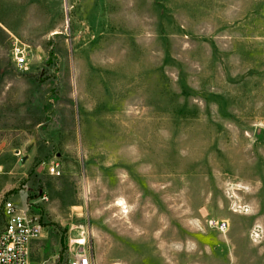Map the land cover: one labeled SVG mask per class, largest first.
Here are the masks:
<instances>
[{
	"label": "rangeland",
	"instance_id": "obj_1",
	"mask_svg": "<svg viewBox=\"0 0 264 264\" xmlns=\"http://www.w3.org/2000/svg\"><path fill=\"white\" fill-rule=\"evenodd\" d=\"M5 1L0 230L46 194L30 264H264V0H36L34 28Z\"/></svg>",
	"mask_w": 264,
	"mask_h": 264
},
{
	"label": "built area",
	"instance_id": "obj_2",
	"mask_svg": "<svg viewBox=\"0 0 264 264\" xmlns=\"http://www.w3.org/2000/svg\"><path fill=\"white\" fill-rule=\"evenodd\" d=\"M11 54L13 61L21 71L28 70V52L22 42L13 38ZM47 170L51 174H59L57 162H50ZM39 201L29 200L23 208H17L7 199L2 205L4 225L0 230V264H30V244L36 240L42 230L40 207L38 202L47 201L44 192L38 194ZM218 230L226 229V223L216 222ZM77 248L73 251L72 258L67 264H95L91 256L85 251L84 240L75 241Z\"/></svg>",
	"mask_w": 264,
	"mask_h": 264
},
{
	"label": "crops",
	"instance_id": "obj_3",
	"mask_svg": "<svg viewBox=\"0 0 264 264\" xmlns=\"http://www.w3.org/2000/svg\"><path fill=\"white\" fill-rule=\"evenodd\" d=\"M0 2H1L2 4H4V6H3L2 8H0V28H2L3 30H5L6 32L8 31V33H9L11 36H13L12 38L18 39V38H16V36H14V35L12 34V32H13V33H16L15 29L10 30L11 28H10V26H8V25H9V22H7V21L3 18V13L1 12V9H2V10H3V8H4V10L7 9L8 2L5 1V0H0ZM35 2H36V0H28V1H26V3H25V8H28V9L30 10V15L32 16L31 24H32L33 28L35 27V20H34V12H35V6H34V4H35ZM12 4H16V5H17V10L19 9V7H20V2H19L18 0H13V1H12ZM53 15H54V13L52 14V16H53ZM11 31H12V32H11ZM32 31H34V30L32 29ZM51 33L53 34V33H55V31L52 29ZM18 40H19V39H18ZM19 41H20V40H19ZM9 199L11 200V198H9ZM29 200H31V199H29V198H27V197L24 199V206H25L26 202L29 201ZM11 201H12V200H11ZM31 243H32V242H31ZM30 248H31V244H30Z\"/></svg>",
	"mask_w": 264,
	"mask_h": 264
},
{
	"label": "bare ground",
	"instance_id": "obj_4",
	"mask_svg": "<svg viewBox=\"0 0 264 264\" xmlns=\"http://www.w3.org/2000/svg\"><path fill=\"white\" fill-rule=\"evenodd\" d=\"M82 240H80V242H81Z\"/></svg>",
	"mask_w": 264,
	"mask_h": 264
}]
</instances>
